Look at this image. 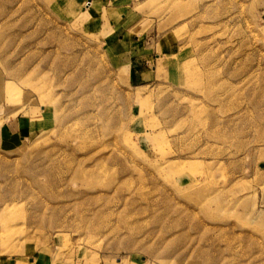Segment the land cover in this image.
Masks as SVG:
<instances>
[{
	"label": "rangeland",
	"instance_id": "rangeland-1",
	"mask_svg": "<svg viewBox=\"0 0 264 264\" xmlns=\"http://www.w3.org/2000/svg\"><path fill=\"white\" fill-rule=\"evenodd\" d=\"M0 264H264V0H0Z\"/></svg>",
	"mask_w": 264,
	"mask_h": 264
}]
</instances>
